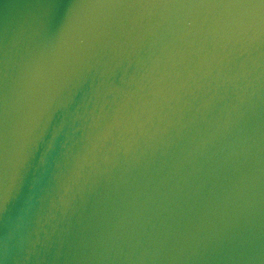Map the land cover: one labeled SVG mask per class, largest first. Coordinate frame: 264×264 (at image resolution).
Here are the masks:
<instances>
[{"label": "water", "instance_id": "95a60500", "mask_svg": "<svg viewBox=\"0 0 264 264\" xmlns=\"http://www.w3.org/2000/svg\"><path fill=\"white\" fill-rule=\"evenodd\" d=\"M0 264H264V0H0Z\"/></svg>", "mask_w": 264, "mask_h": 264}]
</instances>
